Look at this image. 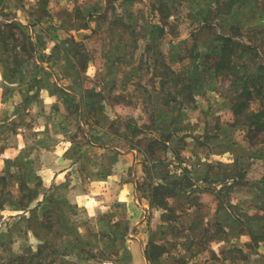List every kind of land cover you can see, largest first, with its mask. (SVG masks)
<instances>
[{"label":"rangeland","instance_id":"obj_1","mask_svg":"<svg viewBox=\"0 0 264 264\" xmlns=\"http://www.w3.org/2000/svg\"><path fill=\"white\" fill-rule=\"evenodd\" d=\"M0 264H264V0H0Z\"/></svg>","mask_w":264,"mask_h":264},{"label":"trees","instance_id":"obj_2","mask_svg":"<svg viewBox=\"0 0 264 264\" xmlns=\"http://www.w3.org/2000/svg\"><path fill=\"white\" fill-rule=\"evenodd\" d=\"M262 115V114H261ZM249 126H252V123H249ZM150 255L147 256V259H150Z\"/></svg>","mask_w":264,"mask_h":264},{"label":"crops","instance_id":"obj_3","mask_svg":"<svg viewBox=\"0 0 264 264\" xmlns=\"http://www.w3.org/2000/svg\"><path fill=\"white\" fill-rule=\"evenodd\" d=\"M64 143L63 142H61V145H63ZM142 258L145 260V258H144V256H143V253H142Z\"/></svg>","mask_w":264,"mask_h":264}]
</instances>
